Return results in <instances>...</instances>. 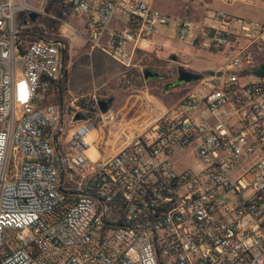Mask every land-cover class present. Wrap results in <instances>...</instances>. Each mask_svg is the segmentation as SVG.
<instances>
[{
    "label": "built area",
    "instance_id": "obj_1",
    "mask_svg": "<svg viewBox=\"0 0 264 264\" xmlns=\"http://www.w3.org/2000/svg\"><path fill=\"white\" fill-rule=\"evenodd\" d=\"M59 1L84 19L88 47L124 71L172 20L150 0ZM238 2L259 16L176 19L180 42L232 55L92 162L94 122L83 118L61 147L66 110L49 102L63 42L19 40L16 14L26 26L44 7L0 0V264H264V0ZM118 14L125 27L109 30Z\"/></svg>",
    "mask_w": 264,
    "mask_h": 264
},
{
    "label": "rangeland",
    "instance_id": "obj_2",
    "mask_svg": "<svg viewBox=\"0 0 264 264\" xmlns=\"http://www.w3.org/2000/svg\"><path fill=\"white\" fill-rule=\"evenodd\" d=\"M21 1L25 6L33 9L38 10L44 7L45 14L40 16L34 24L24 26L25 13H17L15 24L23 33L36 36L54 34L57 37L61 35V32L67 36H74L65 26L60 28V25L65 22L69 24L78 22V17L72 15L67 7H61L55 0H49L44 6L43 0ZM255 4L247 5L238 0L231 5H226L223 0H150L152 8L172 18L154 38V41L163 48L162 51L159 47L146 53L138 51L134 56L133 68L127 71L118 67L97 50H91L87 44L80 48L76 46L74 49L70 47L71 42L67 43V46L64 45L63 60L67 75L63 74L59 88L62 86L63 89L67 84L70 92L61 91L62 95L64 94L63 106L66 110L70 108L71 102H74L73 105L78 108V114L94 122V127L84 138V144L88 146L84 152L85 156L92 162H99L109 157L128 140L127 124L152 121L159 110L175 106L190 88L183 84L165 91L163 89L165 81H144L142 72L145 68L157 70L168 75L169 78L172 77L171 73H174L177 65L186 66L184 67L186 70L202 74L206 70L224 64L232 55L231 48L210 52L202 49L200 44L190 45L187 42H180L176 19H185L188 15L190 19L197 20L206 12L213 10H225L248 18H256L260 11ZM194 10L196 13L193 12ZM193 13L197 16L193 17ZM55 86H51L50 94L52 95ZM109 99L111 102L108 111L102 118L97 102ZM56 100L55 97L53 101ZM69 120L70 116L65 112L64 133L59 136L61 147L80 126L84 125L82 120L71 124L68 123ZM100 141L102 142L97 149L95 145Z\"/></svg>",
    "mask_w": 264,
    "mask_h": 264
},
{
    "label": "crops",
    "instance_id": "obj_3",
    "mask_svg": "<svg viewBox=\"0 0 264 264\" xmlns=\"http://www.w3.org/2000/svg\"><path fill=\"white\" fill-rule=\"evenodd\" d=\"M55 2L59 3V5L61 6L59 0L58 1L55 0ZM193 12L196 13L195 10ZM195 13H193V17L197 16ZM72 15L78 17V22L76 24H69V23L65 22V23L60 25V28L62 26H65L67 28V30L70 32V34H74V36H67L65 34H62L61 32H60V34H61L60 36H62V38H64L66 40V42L68 40L67 43L71 42L70 43V47H72L74 49V48H76V46L80 48V47H83L84 45H86V40H85V27H86V25H85V21H84V19L82 17L77 16V15H75L73 13H72ZM186 17L189 18L188 15ZM126 22H127V17L122 15V14H118L110 22L109 30L123 29L125 27V25H126ZM156 35H154V37H153L151 42H143V43H141V46H142L143 50H141L140 52H142V53L145 52L146 53V52H148V51H150L152 49H157V48L159 49V47H161L160 50L162 51L163 47L160 46V44H158V43H156L154 41V38H155ZM184 67H186V66H184ZM65 74L67 75V73H65ZM65 79H66V77H65ZM62 90H63V92H65V91L66 92H70L67 84L64 85ZM60 94H61V98H62V102H63L64 101V99H63L64 98V94L62 95L61 90L58 89L59 103H60V96H59ZM51 97H52V94H50V92H49V100H50ZM50 102H51V100H50Z\"/></svg>",
    "mask_w": 264,
    "mask_h": 264
},
{
    "label": "water",
    "instance_id": "obj_4",
    "mask_svg": "<svg viewBox=\"0 0 264 264\" xmlns=\"http://www.w3.org/2000/svg\"><path fill=\"white\" fill-rule=\"evenodd\" d=\"M36 18H37V15L35 12L29 13L28 19L31 22H35ZM21 36H31V37H34L36 40H45L42 37H39L36 35H31L28 33H22ZM60 45H61V56H62V62H61V72H62L63 71L62 63H63V56H64L65 48H64L63 43H60ZM142 73H143V78H144L145 82L152 80V79L161 78V74L159 72L153 71L149 68H145ZM199 78H200V74H197L194 72H189V71H186L183 67H179L178 68V78L176 80V84H187V83H190L192 81L198 80ZM60 82H61V76L59 78L58 85H57L58 89H59ZM175 87H176V85H173V88H175ZM167 89H170V88L165 86L164 90L166 91ZM59 96H60V103L59 104H60V107L63 108V102H62L61 94ZM110 102H111L110 99L109 100H100L97 102V107H98L101 114L107 113ZM66 112L70 113L71 109L70 108L66 109ZM82 119H83V117L79 114L75 115V117H74V121H78V120H82ZM56 140H57V136H54L53 146H54V150H55L56 154L58 155V148H57ZM61 181H62V173H60V185H61ZM59 190L64 192L61 189V187H59Z\"/></svg>",
    "mask_w": 264,
    "mask_h": 264
},
{
    "label": "trees",
    "instance_id": "obj_5",
    "mask_svg": "<svg viewBox=\"0 0 264 264\" xmlns=\"http://www.w3.org/2000/svg\"><path fill=\"white\" fill-rule=\"evenodd\" d=\"M57 35H58V33H56ZM38 36V35H37ZM42 36V35H41ZM39 37H40V35H39ZM58 41H60V42H63L64 43V45L65 46H67V42H66V40L64 39V38H62V37H55ZM19 40L21 41V43H22V45L24 46V44L26 43V42H30V41H34V40H36V39H34L33 37H27V36H20L19 37ZM21 49H22V47H21ZM65 58V57H64ZM63 58V59H64ZM62 67H63V71H62V74H64L65 75V70H64V67H65V65H64V60H63V63H62ZM56 86H55V88H54V94L52 95V97L50 98V100H51V102H50V100H49V102L50 103H54V104H59V97H58V86H57V84H55ZM61 91H62V86H60V88H59ZM56 97V101H53L54 100V98Z\"/></svg>",
    "mask_w": 264,
    "mask_h": 264
},
{
    "label": "flooded vegetation",
    "instance_id": "obj_6",
    "mask_svg": "<svg viewBox=\"0 0 264 264\" xmlns=\"http://www.w3.org/2000/svg\"><path fill=\"white\" fill-rule=\"evenodd\" d=\"M179 67H183L182 65H177L176 67H175V71H174V73H171V78H169V76L168 75H166V74H163V73H161V72H159V71H157V70H154V69H151V68H149V69H151V70H153V71H156V72H159L160 74H161V78H156V79H152V80H156V81H165V84H164V86H163V89H164V87L165 86H167V87H169L170 89H175V88H177V87H180V86H182L183 84H176V80H177V78H178V68ZM184 68V67H183ZM185 69V68H184ZM169 70V69H168ZM186 70V69H185ZM186 71H189V70H186ZM189 72H191V71H189ZM150 81V80H149ZM173 85H176V87L175 88H173Z\"/></svg>",
    "mask_w": 264,
    "mask_h": 264
}]
</instances>
